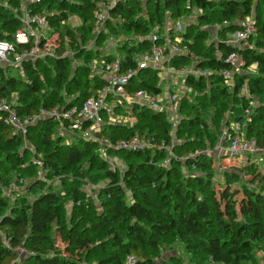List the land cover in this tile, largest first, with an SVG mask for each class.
<instances>
[{"label":"trees","instance_id":"obj_1","mask_svg":"<svg viewBox=\"0 0 264 264\" xmlns=\"http://www.w3.org/2000/svg\"><path fill=\"white\" fill-rule=\"evenodd\" d=\"M111 1L0 0V41L15 42L18 30L25 29V7L31 15L46 17L47 37L56 40L60 55L68 48L76 51L72 58L0 65V99L16 101L21 117L42 109H79L106 85L105 73L93 71L92 64L105 67L117 57L123 70L137 73L130 91L161 94L159 71L141 67L137 57L150 53L152 32L161 34L169 21L176 24L194 13L197 22L184 26L182 36L200 57L195 65L213 73L185 79L193 95L180 104L178 127L174 129L164 111L112 99L118 105L115 115L131 121L108 122L101 132L115 140L141 136L169 144L175 137L173 152L185 162L173 160L165 166L164 151H110L124 163L122 169L112 167L96 143L77 136L66 143L53 119H42L23 134L7 125L0 113V264H78L53 247L57 232L70 249L83 250L89 237L113 228L129 242L97 264H128L129 257L135 264H184L173 253L176 245L183 248L187 264H264V162L243 163L248 166L239 173L226 171L223 205L214 181L215 158L208 153L216 149L224 129L232 133L234 124H246V137L264 150V0H123L108 9L110 18L98 31L97 15ZM249 17L256 28L251 45L228 43ZM72 18L79 20L77 27H72ZM216 26L219 39L213 42L209 28ZM123 37L114 52L104 48L109 39ZM91 41L96 48L88 47ZM232 53L240 54L244 65L229 83L217 71L231 69L227 59ZM192 63L180 57L169 65ZM227 145L228 140L223 147ZM183 164H196L195 174H184ZM40 171L46 180L39 179ZM19 179L29 180L21 193L11 188ZM238 184L242 197L234 199L231 187ZM89 189L98 191L97 201L89 197ZM168 252L173 255L165 259Z\"/></svg>","mask_w":264,"mask_h":264},{"label":"built area","instance_id":"obj_2","mask_svg":"<svg viewBox=\"0 0 264 264\" xmlns=\"http://www.w3.org/2000/svg\"><path fill=\"white\" fill-rule=\"evenodd\" d=\"M40 0H26V3H37ZM118 1L112 0L110 5H104V9L97 15V24L104 25V22L110 18L109 8L115 6ZM19 10H15L18 13ZM25 24V29H20L16 33L15 42L0 41V65L6 67H15L22 65L25 62L47 60L48 58L56 57H74L76 51L68 48L61 55L59 54L58 44L54 38L47 37V19L41 15H31L27 9L23 8V16L21 17ZM169 22L165 25L161 34L155 31L151 33V49L150 53L145 55L144 61L140 64L141 67L155 68L160 66L164 68L168 74L172 72H179L185 79L189 76L208 77L213 71L198 68L195 64L200 57L197 56L185 43L182 36L184 32L183 24L177 22L171 24ZM227 24V23H225ZM239 29L229 38L228 43L249 47V39L256 32L254 19L252 17L242 21ZM100 31V29H97ZM66 44L71 43L69 37L65 40ZM32 44L31 46H27ZM18 45H22L18 47ZM93 48V45H89ZM187 57L193 63L191 70L190 66H182L173 68L169 63L174 58ZM228 64L231 69H223L217 71L227 82L234 79L235 73L241 71L244 65L243 58L238 53H232L228 59ZM93 71H103L106 85L103 89L98 91L97 95L84 102L79 109H42L39 114L34 116L21 117L18 115L16 109V101H8L7 99H0V113L4 116V122L10 125L19 133L27 134L29 127L36 125L42 119H53L59 123L58 133L60 137L77 136L86 141L96 143L99 146V152L104 159L111 156L110 151H147L156 150L164 151L167 155L165 163L170 164L175 155L173 146L166 140H155L149 137L135 136L131 139H112L110 137L101 135L103 127L106 123L112 124H128V119L115 115L117 103H127L128 105H136L139 107H148L153 111H164L168 114L170 122L175 128L178 125L175 121L176 104L183 99V96L169 95L167 98L162 94H152L147 91H130L129 86L137 73L133 69H122L120 59H116L111 63L102 66L95 61L91 66ZM114 99L115 102H112ZM228 145L223 147V153L231 158L237 159L242 156H255L263 149L258 147L254 139H248L245 135V128L239 124H234L232 133L227 132ZM110 158V157H109ZM113 162V161H112ZM35 165L43 167L41 160H35ZM196 164L190 165V170H196ZM39 179L46 180L42 171L39 172ZM20 182L23 183V180ZM80 203H78L79 205ZM21 253L24 251L21 250ZM128 264H135V258L129 257Z\"/></svg>","mask_w":264,"mask_h":264},{"label":"rangeland","instance_id":"obj_3","mask_svg":"<svg viewBox=\"0 0 264 264\" xmlns=\"http://www.w3.org/2000/svg\"><path fill=\"white\" fill-rule=\"evenodd\" d=\"M169 22H172V21H169ZM178 22L183 24V26H187L190 23H196L197 22V16L193 13L192 15H188V16L184 17L183 19H181ZM70 23L72 24V27H77V25L79 24V20H77V18H72V20H70ZM103 27H104V25L100 26L97 24V29L99 28L101 30V29H103ZM217 28H218V26L213 27L211 29L209 28V32H210L209 35H210V38L213 42H216L219 39ZM124 39H126V38L123 37V38H120L119 40L109 39V41L104 46V48L107 49L108 51L114 52L115 50H117L119 42H121ZM228 41H229V39H228ZM88 44L93 45V48H96L95 42L91 41ZM249 44H250V42H249ZM116 55H119V54L116 52ZM144 58H145L144 54H141L137 57V59H138L137 61L139 62V65L142 63V61H144ZM117 59H121V58L117 57ZM156 69L159 71V78H160V85L162 88V93H161L162 95H164L166 98L169 95H179V96L182 95L183 99L186 95H189L190 97H192L193 89L188 87L185 84V77L181 76V74L179 72L175 71V72H172V75H170V74H168L167 71H165L164 68H161L160 66H157ZM253 69L254 68L250 69L249 71L251 73L255 72ZM188 70H191V66L188 68ZM233 80L234 79H231L229 81V83L233 82ZM183 99L180 100L176 104V110H178V112L176 113L175 121L177 122V120H178V125L182 119V113L179 110H180V104L183 101ZM256 106H257V102H256V100H254L252 102V107H256ZM250 113H251L250 109L246 111L247 117L250 115ZM118 116H122V117L128 119L129 122L131 121V119H129L128 116H124L123 114L118 115ZM168 118H169V116H168ZM178 125H176L175 128H177ZM241 126L246 129V124L241 125ZM227 132H228V130L224 129V132H223V134L219 140V143H218L216 149L208 151V153L215 158L214 167L216 169L217 174H216V177L214 178V181L216 183V190L218 193V198L220 199V201L223 205L225 204V197H226L225 191L227 189L226 185L224 186V184H223L224 183V174L226 173V171L228 172V171L237 170V172L239 173L241 171V169H245L246 166H248V165L261 164L260 166H262V164L264 162V150H262L261 153L252 157V159L249 162L247 161L248 160L247 156H242V157L237 158V159H231V158L223 155V152H222L223 151V145H225V142L227 140ZM72 141H74V140L72 139L71 136L66 137V141H65L66 143H70ZM176 143H177V140L175 137H173L172 143H170V144L174 145ZM174 155H175V153H174ZM106 160L109 161V163L112 167L118 166L121 169L124 167L123 161L118 160L117 158H115L113 156H108V159H106ZM174 160H180V161L185 162L184 158H179L177 155H175ZM246 162L248 163V165H242L243 163H246ZM170 165H171V163L170 164L165 163V166H170ZM182 171L184 174L194 175L196 170L195 171L190 170V167L187 164H183ZM242 178L245 179V176L242 175ZM21 180H23V183L20 182ZM28 183H29V180L19 179V183H17L16 185H13L11 188H15L16 190L19 191V193H21L22 191H24L26 189L25 185H28ZM93 188H95L96 190H99L98 186H93ZM95 189H94V191L92 189L91 190L89 189L88 195L91 198H95L97 201L96 197H97L98 191H95ZM9 192L12 193V190H10ZM235 192H236V195L233 197L234 199H238V198L242 197L241 184H238L236 186L234 185L231 187V193H235ZM71 207H72L71 204H68V210L69 211L71 210ZM128 242H129V239L126 236V234H124L123 232H120L119 230L113 228L107 232L100 233V234L95 235L93 237H89L86 240V244H85V247L83 250H72V249H70L67 241L62 237L61 233L57 232V243L53 247L58 248V249H62L63 254L66 257L76 261V263H78V264H97L98 261L107 260L109 257H111V255L113 253L121 250ZM173 253H175L179 257L183 258L185 261L184 264H187V256H186L182 247H179V245H176L175 251ZM172 255L173 254L171 252H168L165 255V259H170ZM259 256H260V259L262 261L263 254L260 253Z\"/></svg>","mask_w":264,"mask_h":264}]
</instances>
